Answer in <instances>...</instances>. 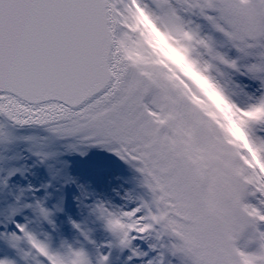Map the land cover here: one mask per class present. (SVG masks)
<instances>
[{"label":"snow or ice","instance_id":"obj_1","mask_svg":"<svg viewBox=\"0 0 264 264\" xmlns=\"http://www.w3.org/2000/svg\"><path fill=\"white\" fill-rule=\"evenodd\" d=\"M137 8L157 27L187 33L197 60L259 81L258 98L244 106L230 102L241 112L264 109V0H0V143L15 141L13 129L38 126L51 140H75L72 150L102 146L133 165L150 199L131 211L92 206L115 246L131 252L130 261L147 255L135 241L153 240L149 248L159 259L148 264H166L168 255L181 264H264V171L247 150L218 143L187 108L169 104L160 89L138 83L125 68L119 48L126 37L135 38L130 29ZM192 17L252 62L241 71ZM244 127L264 165V118L247 120ZM25 139L40 149L50 142ZM34 154L41 161L56 155ZM17 171L8 173L5 188ZM38 191L21 189L6 219L15 223L14 217L31 210L53 225V212L36 198ZM28 193L34 202L21 203ZM15 229L4 239L25 261L32 253L21 244L42 257L41 264H92L83 248L65 244L63 252L53 251L28 224L15 223ZM81 235L92 243L87 233ZM109 257L99 255L96 264H108ZM0 264L16 262L3 258Z\"/></svg>","mask_w":264,"mask_h":264},{"label":"rangeland","instance_id":"obj_2","mask_svg":"<svg viewBox=\"0 0 264 264\" xmlns=\"http://www.w3.org/2000/svg\"><path fill=\"white\" fill-rule=\"evenodd\" d=\"M136 11L137 16L130 29L135 38L126 37L121 42L132 60L133 73L137 76L138 83L146 82L160 89L169 104L187 108L194 114L198 124L213 134L218 143L232 151L247 150L256 166L264 171V165L260 164L251 148L244 127L247 120L264 118V109L241 112L234 103L244 106L249 98H258L262 90L260 82L223 65H217L219 70H216L197 60L188 44L191 38L187 33L181 35L170 29L157 27L139 8ZM191 19L201 25L202 35L214 38L218 51L229 60H237L241 71L244 65L252 62L241 58L205 21L195 17ZM178 89H183L182 96L177 95ZM0 123H4L1 118ZM12 131L15 141L10 144L0 143V259L8 258L16 264H41L43 260L26 244H21L20 247L24 252L32 253L27 261L8 245L4 236L16 231L15 223L28 224L29 231L41 241L49 243L53 251L63 252L62 245L65 244L73 249L83 248L89 254L92 264H96L99 255L109 253L108 264H148L150 260L159 259L158 253L149 248L155 241L137 240L134 247L147 255L130 261L131 252L115 246L114 237L92 211V206L97 202L108 206L110 210L131 211L141 200L150 199L149 192L143 187V176L133 165L102 146L77 145V149L72 150L69 144H77L75 140H51L47 131ZM27 137L48 138L50 142L44 149H40L29 143L25 139ZM41 150L54 152L56 155L41 161L34 154ZM13 169L19 171L8 180V187L5 188L3 181ZM94 176H100L101 179L108 176L111 183H115L121 190L120 199L103 198L97 192ZM29 187L39 189L35 196L53 212V225L42 221L31 210H25L14 217L15 223L6 219L7 210L10 205L16 204L15 197L20 190ZM81 187L87 193L86 196H82ZM33 202L31 193L26 194L21 201ZM57 208L61 210L56 211ZM73 224L79 225L80 230L74 228ZM81 232L87 233L92 243H88ZM109 243L113 244L112 248L106 247ZM165 262L181 264L179 257L170 255L165 257Z\"/></svg>","mask_w":264,"mask_h":264},{"label":"bare ground","instance_id":"obj_3","mask_svg":"<svg viewBox=\"0 0 264 264\" xmlns=\"http://www.w3.org/2000/svg\"><path fill=\"white\" fill-rule=\"evenodd\" d=\"M133 71V68H132ZM94 180L96 182L97 192L103 197L108 198L110 200L111 197L116 198L117 200L120 199L121 190L117 188L115 183H111L109 177H105L101 179V177L94 176ZM88 184L90 182H87ZM262 230H264V225L261 226Z\"/></svg>","mask_w":264,"mask_h":264},{"label":"water","instance_id":"obj_4","mask_svg":"<svg viewBox=\"0 0 264 264\" xmlns=\"http://www.w3.org/2000/svg\"><path fill=\"white\" fill-rule=\"evenodd\" d=\"M119 52L121 54V61H122V63L124 64L125 68L130 72L129 60H128L127 56L125 55V53H124V51H123V49L121 47V44H120ZM29 127H36V128L43 129V128L38 127V126H29ZM23 130H37V129H23Z\"/></svg>","mask_w":264,"mask_h":264}]
</instances>
